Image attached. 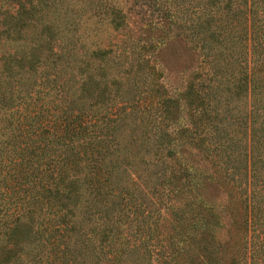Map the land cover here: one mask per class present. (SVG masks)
Here are the masks:
<instances>
[{
    "label": "trees",
    "instance_id": "1",
    "mask_svg": "<svg viewBox=\"0 0 264 264\" xmlns=\"http://www.w3.org/2000/svg\"><path fill=\"white\" fill-rule=\"evenodd\" d=\"M165 26L199 54L176 97ZM0 264H264V0H0Z\"/></svg>",
    "mask_w": 264,
    "mask_h": 264
},
{
    "label": "rangeland",
    "instance_id": "2",
    "mask_svg": "<svg viewBox=\"0 0 264 264\" xmlns=\"http://www.w3.org/2000/svg\"><path fill=\"white\" fill-rule=\"evenodd\" d=\"M119 1H122L123 8L130 3V0ZM127 15L130 21L129 26L132 29H136L140 24L138 14L130 11ZM159 35L160 37L157 40L163 42L158 63H156V68L160 71L159 80L162 82L168 95L170 94L169 96L176 97L175 95L183 89L187 75L198 63L199 54L190 47L189 43L180 36H176L172 28L166 30V26L163 27V32ZM180 105L182 107L183 104L180 103ZM186 123L187 117L184 115L183 107L180 116L173 123L169 124L166 132H172L171 136L174 139L171 141V146L174 148V153L178 161L189 171L193 180L200 184V191L204 203L217 213L227 199V184L224 185L221 179L218 181L219 174L216 173V169L218 170L221 165L223 166V163L221 164L218 161L216 164H212L211 156L205 157L201 151L187 142L183 133H180L181 137H178L177 132H179L180 128L185 127ZM238 129L237 126L234 128V132H231L233 134V139L231 140L233 144L232 150L236 154L240 149V141L237 140L238 136H240ZM227 221V218H225V222Z\"/></svg>",
    "mask_w": 264,
    "mask_h": 264
}]
</instances>
